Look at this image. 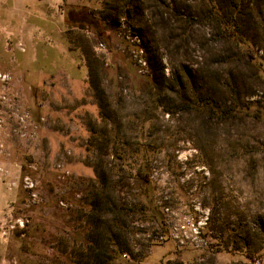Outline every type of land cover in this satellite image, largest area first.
Segmentation results:
<instances>
[{
	"label": "rangeland",
	"instance_id": "obj_1",
	"mask_svg": "<svg viewBox=\"0 0 264 264\" xmlns=\"http://www.w3.org/2000/svg\"><path fill=\"white\" fill-rule=\"evenodd\" d=\"M196 206L203 245L157 238ZM0 243L264 264V0H0Z\"/></svg>",
	"mask_w": 264,
	"mask_h": 264
},
{
	"label": "built area",
	"instance_id": "obj_2",
	"mask_svg": "<svg viewBox=\"0 0 264 264\" xmlns=\"http://www.w3.org/2000/svg\"><path fill=\"white\" fill-rule=\"evenodd\" d=\"M195 208L201 210V214L198 217L190 216L175 222L172 227H167V231L164 230L159 232L157 238L160 239V241L170 239L179 246L189 245L197 248L203 245L205 242L203 233L206 230L209 210L202 209L199 206Z\"/></svg>",
	"mask_w": 264,
	"mask_h": 264
},
{
	"label": "trees",
	"instance_id": "obj_3",
	"mask_svg": "<svg viewBox=\"0 0 264 264\" xmlns=\"http://www.w3.org/2000/svg\"><path fill=\"white\" fill-rule=\"evenodd\" d=\"M69 17L72 21L91 20L90 15H89V10L87 8H82L79 10L71 9L69 11Z\"/></svg>",
	"mask_w": 264,
	"mask_h": 264
},
{
	"label": "crops",
	"instance_id": "obj_4",
	"mask_svg": "<svg viewBox=\"0 0 264 264\" xmlns=\"http://www.w3.org/2000/svg\"><path fill=\"white\" fill-rule=\"evenodd\" d=\"M8 255H9V245L0 243V264H13L12 262L15 260L14 258L15 256L9 258L12 255L9 256Z\"/></svg>",
	"mask_w": 264,
	"mask_h": 264
}]
</instances>
